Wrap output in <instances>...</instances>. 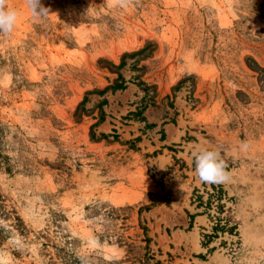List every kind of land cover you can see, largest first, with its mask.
I'll return each mask as SVG.
<instances>
[{
	"label": "rangeland",
	"instance_id": "1",
	"mask_svg": "<svg viewBox=\"0 0 264 264\" xmlns=\"http://www.w3.org/2000/svg\"><path fill=\"white\" fill-rule=\"evenodd\" d=\"M41 3L0 35V264H264V0Z\"/></svg>",
	"mask_w": 264,
	"mask_h": 264
},
{
	"label": "clouds",
	"instance_id": "2",
	"mask_svg": "<svg viewBox=\"0 0 264 264\" xmlns=\"http://www.w3.org/2000/svg\"><path fill=\"white\" fill-rule=\"evenodd\" d=\"M120 6H127L131 0H114ZM25 8L33 18L46 17L49 9L44 7L41 0H24ZM22 12L11 7L9 0H0V35H10L18 23ZM198 180L204 184H220L229 180L225 171L226 164L220 157L219 151L199 149L192 152Z\"/></svg>",
	"mask_w": 264,
	"mask_h": 264
},
{
	"label": "trees",
	"instance_id": "3",
	"mask_svg": "<svg viewBox=\"0 0 264 264\" xmlns=\"http://www.w3.org/2000/svg\"><path fill=\"white\" fill-rule=\"evenodd\" d=\"M123 63L121 62L119 64V66H122ZM118 80L119 82L118 83H115L114 85H112L110 88L111 89H121L124 87V80L122 79L121 75H118ZM107 89V87L105 88ZM104 89V90H105ZM85 102V98L82 100V103ZM94 133H92V137H94ZM103 137H106V135L102 134ZM113 137H117V135H113ZM212 192H208V196H207V199L204 201L203 200V196L201 194H195V201L197 202V206L198 207H203L204 210L208 211L209 209L212 208L213 205H215L216 208H218L220 211V213L222 212L223 210V207L224 205L221 203L222 201V198H223V190H222V187L221 186H212ZM215 203V204H214ZM216 222L213 226V229L214 231H218V230H221V231H228V232H232L234 231L235 229V225H229V222L227 219H223V218H220L219 216H217L216 218ZM209 236V235H207Z\"/></svg>",
	"mask_w": 264,
	"mask_h": 264
}]
</instances>
